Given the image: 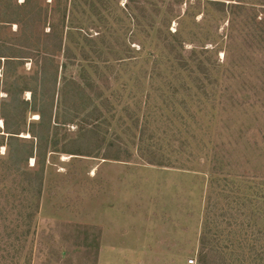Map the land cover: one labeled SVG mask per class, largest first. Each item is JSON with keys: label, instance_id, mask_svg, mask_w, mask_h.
<instances>
[{"label": "rangeland", "instance_id": "obj_1", "mask_svg": "<svg viewBox=\"0 0 264 264\" xmlns=\"http://www.w3.org/2000/svg\"><path fill=\"white\" fill-rule=\"evenodd\" d=\"M24 1L0 0V264H199L202 238L208 264H264V0L206 5L200 26L171 22L187 46L199 37L209 49L204 89L163 47V6L156 23L138 25L139 1L99 0L101 37L66 30L61 53L49 55L57 39L45 34L65 9L66 24L70 14L79 27L98 17L74 0ZM79 72L110 78L111 90L100 86L108 138L164 166L72 155L76 127L54 122L74 120L68 109L82 101L66 99L63 85Z\"/></svg>", "mask_w": 264, "mask_h": 264}, {"label": "trees", "instance_id": "obj_2", "mask_svg": "<svg viewBox=\"0 0 264 264\" xmlns=\"http://www.w3.org/2000/svg\"><path fill=\"white\" fill-rule=\"evenodd\" d=\"M29 0L24 1L28 2ZM74 0V8H78L80 4H85V6H89L93 9L94 17H98L95 21H92L91 19L88 21L90 22V25L88 27L84 26L83 23L81 27L76 26L77 21L74 18L73 14L69 15L68 24H66V9L63 13V20H61V28L56 27L54 24L49 26V32L45 35L46 38H56L57 43L55 42L54 46L48 47L46 46V51H51L49 55H55L56 53H61L63 46H64V38H65V31L67 30V35H72L73 29L82 30L85 33L84 38L87 41H94L101 37L102 31L100 25L103 23V16L100 11L99 3L100 5H105L104 0ZM126 3L125 6H131L132 3H135L136 1H139V5L136 6V11L138 15H140V18L138 15L132 16L134 18V21L139 25L142 20L151 21V23H156L155 18L159 17V13L161 12L162 6L165 7L164 10V18H163V27H165V32L163 34L162 30H160L159 38L164 36L163 47L165 50L170 54L174 56H178V66L184 70V72L188 73V78L191 80L192 83L195 84L198 89H204V80H210V69L208 65L212 66L211 62L207 65L206 58H209V49H206V46L203 45V42L197 40L199 39L198 34L196 37L197 39H194L189 46H187L186 39L182 38L181 35V29H177L175 32H171V22L173 20L180 21L184 17L193 19V22L200 26V24H205L208 21V12H199V14H196V11H200L201 8L204 6H210L214 11L216 10V6L221 7L219 8V11L224 12L226 6V3L221 2L222 0H168V4H165L167 0H147L144 5L140 0H125ZM226 1H234L238 2V5L232 4L235 7L237 6L239 9H241L243 6H245V2L243 0H226ZM52 1L48 2V4H52ZM119 4L121 3L120 0H117ZM55 5L57 7H60L62 5L61 0H56ZM235 7V8H237ZM201 16V18L198 20V17ZM255 20V19H254ZM176 21V22H177ZM87 23V22H86ZM264 23V19H262V22ZM17 25L18 30L17 32H24L26 31V27L22 26L20 23H14ZM33 26H36L35 23H33ZM86 30H85V29ZM38 29V25H37ZM62 30L61 34L58 35V32ZM41 31H44L42 29ZM91 31H94L95 33H98L97 36H91ZM58 36V37H57ZM195 37V38H196ZM93 39V40H92ZM254 44V41L251 42ZM65 53L66 57L71 55V48L69 45H65ZM84 57L86 56V53H83ZM10 61V60H7ZM66 65V64H65ZM84 73H86L85 70H83ZM80 73L76 75H70V80L65 82L63 85V95L67 99L69 96V99H73L76 101L77 98H79L81 103H79L77 106H75L74 109H68L66 105L65 111L68 109L69 116L71 114V118L74 120L69 121V123H63L59 122L58 119L55 120V126L54 130H58L60 126H66L71 125L76 127V131L74 132V135H76L75 140V147L77 146V150L75 154L72 155H79V156H86V157H95V158H101L104 160H111V161H118V162H125V163H132L136 160H142L148 164H156L159 166H164V162L162 160L157 159L156 154H152V156H146V154L143 152V148L137 149L133 151L128 146H125L122 144L121 137L116 136L115 139H109V132L104 128V124H108L109 116L107 114L110 113L109 106H110V99L107 96H104V91L100 87L103 85L104 90L109 91L111 90V84H110V78L102 77L98 82L93 81L88 75ZM106 84V85H105ZM186 90H189V88H186ZM22 91H30L27 90V88L23 89ZM97 92V94H95ZM91 102L92 109L87 110L91 107L89 104L86 110H81V104ZM99 101L97 103L94 100ZM26 106H29V102H24ZM36 112V110H34ZM40 116V124H44L45 122V116L43 112H39ZM26 115L23 114L22 119H25ZM4 124L6 127L8 126L7 121L4 119ZM134 124V122H133ZM132 124V125H133ZM138 125L135 124L133 127H128V131L133 132V130L137 129ZM105 129V132H104ZM21 132L20 130H18ZM18 133H11V134H19ZM32 136L34 137L33 133ZM55 138V135H53ZM15 138V137H12ZM36 138V137H35ZM39 139V138H38ZM39 141H45V140H39ZM43 143L40 142V146H42ZM46 145V144H44ZM54 147H58V141H54ZM39 146V145H38ZM183 150L185 147L183 146ZM150 153L151 150H149ZM58 152V151H54ZM37 159V157H36ZM211 176V183H215V176L212 174ZM86 242L89 239L88 236H86ZM205 239L202 238L201 240V251L198 263L199 264H208V261L212 257L210 252H204L205 250ZM89 247V245L85 246ZM95 251L96 259L98 257L99 253V245H97Z\"/></svg>", "mask_w": 264, "mask_h": 264}, {"label": "built area", "instance_id": "obj_3", "mask_svg": "<svg viewBox=\"0 0 264 264\" xmlns=\"http://www.w3.org/2000/svg\"><path fill=\"white\" fill-rule=\"evenodd\" d=\"M191 263H193V261H191Z\"/></svg>", "mask_w": 264, "mask_h": 264}]
</instances>
